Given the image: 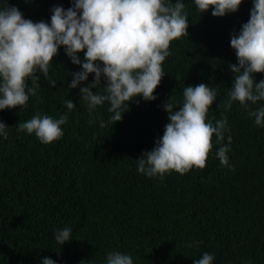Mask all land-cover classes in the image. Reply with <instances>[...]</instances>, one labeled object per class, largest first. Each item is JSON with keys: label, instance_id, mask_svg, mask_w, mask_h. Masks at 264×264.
<instances>
[{"label": "trees", "instance_id": "1", "mask_svg": "<svg viewBox=\"0 0 264 264\" xmlns=\"http://www.w3.org/2000/svg\"><path fill=\"white\" fill-rule=\"evenodd\" d=\"M184 2L189 37L173 41L157 100L130 103L122 122H109L107 104L89 122L79 89L67 85L68 73L81 68L63 49L49 73L55 87L40 74L37 95L26 108L0 111L9 127L8 138H0V264H42L45 257L58 264H103L113 250L131 254L135 264H194L204 252L214 254V264H264V128L239 103L230 111L218 106L233 86L229 65L238 62L231 35L249 20L252 0L222 18L211 11L202 16L192 0ZM9 3L37 22H50L56 5L71 7V0ZM201 83L219 94L209 116H227L230 165L215 157L220 145L214 138L204 169L162 179L138 173L136 160L155 147L169 122L163 104L171 96L182 101L185 86ZM67 99L76 108L61 140L44 145L17 130L33 115L59 118L68 111ZM64 227L72 229L73 240L63 246L55 233ZM197 241L199 247L188 246Z\"/></svg>", "mask_w": 264, "mask_h": 264}, {"label": "clouds", "instance_id": "2", "mask_svg": "<svg viewBox=\"0 0 264 264\" xmlns=\"http://www.w3.org/2000/svg\"><path fill=\"white\" fill-rule=\"evenodd\" d=\"M245 0H192L202 16L211 11L222 18L237 13ZM250 18L230 44L237 63L230 64L233 86L219 108L231 110L235 103L247 112L255 126L264 128V0H252ZM189 15L184 0H71V7L56 5L50 22L33 21L9 0L0 2V111L24 109L37 95L40 74L49 79L55 58L63 49L80 71L68 73V88L79 89L81 101L87 104L90 123L99 119L97 109L108 105L109 122H122L124 108L130 103L157 100L156 91L166 73L165 61L172 55L173 41L189 37ZM83 54V59L81 58ZM93 82L89 83V78ZM29 82L35 85L32 87ZM87 85V86H84ZM216 87L206 84L185 86L183 99L172 96L163 104L168 115L163 136L155 147L136 160L138 173L149 178H164L172 172L181 175L193 169H204L213 139L220 145L215 157L223 166L230 165L232 137L227 116L215 119L209 110L218 102ZM68 110L59 118L33 115L17 126L20 133L35 135L44 145L61 140L68 123V113L76 108L71 99L64 101ZM253 106H256L253 108ZM100 126L105 121L100 119ZM9 127L0 121V138H8ZM59 245L70 243L72 229L64 227L55 233ZM189 247H199L193 242ZM214 254L204 252L194 264H214ZM42 264H58L45 257ZM103 264H135L131 254L113 250L106 253Z\"/></svg>", "mask_w": 264, "mask_h": 264}]
</instances>
